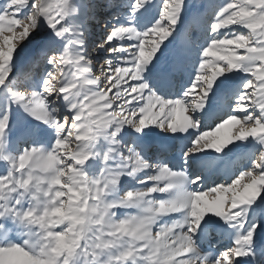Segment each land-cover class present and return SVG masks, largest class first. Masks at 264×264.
<instances>
[{
	"label": "snow or ice",
	"instance_id": "6c2138e0",
	"mask_svg": "<svg viewBox=\"0 0 264 264\" xmlns=\"http://www.w3.org/2000/svg\"><path fill=\"white\" fill-rule=\"evenodd\" d=\"M0 264H264V0H4Z\"/></svg>",
	"mask_w": 264,
	"mask_h": 264
},
{
	"label": "rangeland",
	"instance_id": "374dc122",
	"mask_svg": "<svg viewBox=\"0 0 264 264\" xmlns=\"http://www.w3.org/2000/svg\"><path fill=\"white\" fill-rule=\"evenodd\" d=\"M3 2H4V0H0V4H2ZM25 51L27 52V50H25ZM99 63H102V61H100ZM94 71H96V69H94ZM97 75H99V71H97ZM222 165H224L223 169H225V170H227L230 166L228 161H225L224 163H222ZM217 169H218V166H215L211 169V172L214 174ZM215 175H217V174H215Z\"/></svg>",
	"mask_w": 264,
	"mask_h": 264
},
{
	"label": "bare ground",
	"instance_id": "6f19581e",
	"mask_svg": "<svg viewBox=\"0 0 264 264\" xmlns=\"http://www.w3.org/2000/svg\"><path fill=\"white\" fill-rule=\"evenodd\" d=\"M223 166H224V165L219 164V165H218V169L216 170V172L214 173V175H215V174H217V175H222L223 172L225 171V169H223ZM210 171H211V169H210Z\"/></svg>",
	"mask_w": 264,
	"mask_h": 264
}]
</instances>
